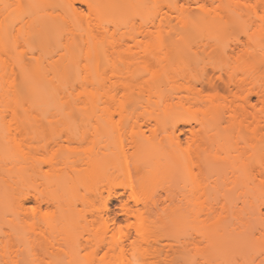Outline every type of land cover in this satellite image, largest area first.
<instances>
[{
	"label": "rangeland",
	"instance_id": "374dc122",
	"mask_svg": "<svg viewBox=\"0 0 264 264\" xmlns=\"http://www.w3.org/2000/svg\"><path fill=\"white\" fill-rule=\"evenodd\" d=\"M4 1L11 2L13 11L20 0ZM48 1L49 6L43 1L40 7L34 0L38 8L31 12L38 11L37 18L53 12L64 25V41L73 22L68 21L64 0ZM105 1L95 0L99 5ZM126 2L130 7L115 22H103L102 29L108 25L110 32L100 38V51H107L108 57L98 60L96 73L113 96L105 104L107 111L85 110L78 99L72 113L62 112L63 100L56 105L54 99L41 102L46 108H31L18 100L16 108L13 89L18 83L13 81L21 71L18 66L38 52L24 37L28 18L18 7L0 18V264H26L31 253L40 250L39 243L68 240L64 228L74 224L73 228H92L83 234L84 241L96 239L98 230L112 226V219L114 241H124L125 251L119 253L118 246L114 255L102 257L101 251L96 257L76 258V264L261 262L264 105H258L256 120L250 117L232 128L228 116L241 117L245 94L264 89V0ZM76 6L83 14L89 12L81 2ZM155 16L162 21L156 40L140 34L155 29ZM7 30L9 38L4 36ZM75 36L85 44L79 33ZM235 45L243 51L237 54ZM78 63L73 69L86 61ZM75 74L72 79L78 81L85 73ZM208 75H222L223 83L238 82L242 88L231 85L233 95L224 86L204 87L202 80ZM75 87L77 94L80 87ZM256 98L252 96L254 102ZM142 131L164 141L156 152L143 155L144 162L137 161ZM173 131L182 148L206 137L204 150L195 155L180 149L168 152ZM142 176L150 180L143 183ZM132 189L140 196L166 199L156 204L136 201L129 197ZM26 191L88 196L37 203L21 199ZM109 191L124 194L107 201ZM121 204H126L125 211ZM222 228L227 232L214 241V232ZM53 262L51 257L37 263Z\"/></svg>",
	"mask_w": 264,
	"mask_h": 264
},
{
	"label": "bare ground",
	"instance_id": "6f19581e",
	"mask_svg": "<svg viewBox=\"0 0 264 264\" xmlns=\"http://www.w3.org/2000/svg\"><path fill=\"white\" fill-rule=\"evenodd\" d=\"M33 1L34 0H26V2L23 3L20 0L19 1L20 4L19 3L17 4L16 9L13 8V11H15V10H18L17 9L18 7L20 10L19 14L22 13V15L24 16V19L28 18L25 21L26 29L24 32V37L29 42V44L33 48L36 49V52H38L37 56L34 57L33 56L34 54L32 55V57L29 59V62L27 63L23 62V64L22 62H20V66H18V67H21L20 68L21 71H19L20 74L17 73V77L14 78V81H13L14 83L12 82L13 85L18 83V86H17L18 88L16 87V85L14 86V88L17 89L16 91L18 92V94H15L16 91L13 89L14 91L13 95L15 97L13 98L15 101H17L16 108H18V104L20 105L21 102H22L21 104H29L30 105L29 107L31 108L32 107L34 108L37 105H38L37 108L38 107L46 108L47 105L42 106L43 103L41 105V102H45V100L47 102L48 99L49 101H52L54 99L53 101L56 102V105L59 103L60 100L61 101L63 100L64 104L66 105V107H64V104L62 105L61 103V105L63 106V109L64 110L68 109L67 111H69V113H72L76 109L74 108L75 103H76L75 101L78 99L80 101H77V102L80 103L82 101V103L85 104L86 106L85 110H90L93 112L107 111L108 106H106L105 104L109 102L110 100H112L113 96H110L108 92L104 90L105 85H107L106 81L102 77H100V75H97L96 73V67H97L98 60H100L102 56L108 57L107 51L105 52L100 51V43L103 42V40L100 38L104 37L110 32L108 25H107V29L104 30L106 26H105V23L103 22H105L106 20H107L106 22L110 21L112 23L113 20L115 22L118 19V15H121L120 13L124 12L127 7H130V4L126 2V0L125 1H119V0H109L108 1L107 0L108 2L104 0L105 3L104 2L102 4L100 3V5L97 4L95 0H64V3H63L64 9L67 15L70 17V19H68L67 17L66 18L68 19L69 22H73V24L72 23L69 24L70 26H73V27L69 29L70 28L69 26V28L66 29V30H69L70 32H68V35L67 37H65V40L62 41L61 37L64 34L65 28H64V25L61 23L60 19L55 15L53 16L52 14L53 12L49 16H46L48 15V13H46L44 17L42 16L43 18H37L39 17V15L38 16L36 15L38 11L36 13H33V10L31 12V9L38 8L35 6L36 1L38 0H35V3ZM43 1L39 0L38 5L41 4L40 7L42 6L43 3L46 4L43 6H49L51 4L48 0H43ZM76 1L87 5L89 12L87 14H83L82 11H79V8L76 6ZM116 1H119V2H116ZM130 2L132 3V1ZM9 3L11 4V2ZM9 3L5 2L4 0H0V18L3 17L5 14L9 16L10 13L13 12L10 9L11 8L10 6L12 4L9 5ZM155 3L158 4L157 0ZM145 4L143 2V5ZM41 9L42 8H40V10ZM59 16L65 18L62 14ZM115 16L117 17L116 19H114ZM157 16L159 17V15ZM152 19L154 18L152 17ZM161 22L162 21L158 20L157 18L156 21L152 22L153 24L152 26L155 27V29H153L154 31L151 30V28H148V30L144 29L143 31H140V34L145 35V36H151L154 38V40L158 39L161 33V27H160ZM102 27L104 29H102ZM76 33H79L81 35L82 41L85 44L78 42L75 36ZM0 34H2L1 26H0ZM5 34L6 35L4 36L9 38L10 33L8 30L5 31ZM98 35H100V37ZM1 39L2 37H0V41ZM238 40H239V43H241V39H237V41ZM236 47L238 48V46ZM235 49L236 48L233 47L232 50L234 51ZM241 51H243V49L241 50L238 48V51H236V53L239 54L241 53ZM53 53L55 55H52ZM48 54L50 56H48ZM82 59L86 61L83 67H78L76 70L73 69V67L79 64L78 62H80V60ZM90 62L92 63L91 65L89 64ZM9 68L11 67L9 66ZM11 70H13V67L11 68ZM81 70L82 71L84 70V73H85L83 74L84 76L81 77L82 79L80 78V80L78 81H76V79L75 80L72 79L74 73L81 74L82 72ZM4 71H6V69ZM72 71L73 72L75 71V72L73 73ZM97 72H98V69H97ZM50 73L52 77H49ZM92 73H95V74L92 75ZM80 74L78 75L80 76ZM221 76L222 75L206 76L202 80V86L208 87V88H219V87L224 86L228 90L232 91L233 95H234V92H233L231 85H233L234 88L236 87L237 90L242 88V85L238 82H234V83L225 82L226 84L223 83L222 82L223 79ZM77 85L80 87V89H79V92L75 94L74 92L77 89V87L75 86ZM235 93H237V91ZM6 95L8 96V94ZM15 95H18L19 98ZM253 95L257 97L256 102L252 100ZM101 98L104 100H101ZM8 100H10V98H8ZM18 100H21V102H19ZM54 102H52L53 105L55 104ZM99 103H102V106H100L101 104ZM259 104L264 105V89H259L256 91L250 89V91H248L247 94H245L244 96V103H243L244 111H242L241 117L240 115L239 117H237V115H234V114H230L228 116L229 118L228 120L230 124L229 127L231 126L230 128H232L233 123L242 124L244 122V119H248L250 117H253L256 120L257 119L256 113L258 111ZM77 106L79 105L77 104ZM67 111L65 110L62 112H67ZM181 143L182 142L180 140V137L175 134V131H173L172 135L170 136V140L168 144L169 145L168 152H172L177 149H180L181 152L185 151L187 155H191L193 151H194L193 152L194 155L195 153L198 154L205 148L206 137L202 136L200 137L198 141L196 140L194 143H187L188 145L185 148L181 147L182 145ZM163 144H164V141L162 139H157V136L155 134L146 135L145 131H142L141 137L138 141L137 149H138L139 158L137 159V161L139 160V161L144 162L145 159L143 158V155L146 152L149 151L150 154H152L156 152L159 148L163 147L164 146ZM238 151L242 152V149H238ZM141 164L138 163L139 167L142 168ZM138 165H137V168L135 167V169L139 168ZM143 178H141L143 183H146L147 180H150L147 176L145 177V179L146 178L148 179L144 181H143ZM197 186H198L197 188L199 189L200 185L197 184ZM69 194L70 193L66 194V193L44 192V191H34L32 193L30 191H26V192H23V194H21V199L23 200L33 199L37 203H42V202L50 203L53 201H66V200H70V198L73 200V198H82V197L85 198L88 196L87 194H84V195L82 194L81 195L80 194L69 195ZM120 194H124V192H120ZM120 194H118L117 191H109L108 197L106 196L107 198L106 200L107 201L113 200L114 198H117L118 196H120ZM202 194L205 195V192H203ZM138 195H139V192H137L135 189H132L129 197L134 198L136 201L145 200V201L152 202L153 204H156V202L160 200L166 199V198H162L161 195L159 196L158 199H155V197L151 194H148L145 196L141 195L142 197ZM125 205L126 204H121L122 211L126 210ZM111 222H112L111 225L113 227L110 226L109 224H106L107 226L106 227L104 226L105 228L102 227L104 230L101 229L100 227V229L104 233L102 232L99 233V230H98L97 238L95 237L97 240L92 238L93 240H95L94 243L92 242V239L90 240V238L86 239V237H84L85 241L83 240V234L85 232L91 233L92 228L90 227L84 228L85 226H82V225L79 227L77 225V227L73 228L75 224L71 226V228L66 227V229L64 228V231L66 232V234H69L67 235V238L68 237L69 238L68 240L63 241V242L68 241L67 243H65V245L63 244V242L61 243V242H54V241L39 243L40 250L37 252L31 253L32 259L29 261H26V264H31V263L38 264L37 263L38 261L49 259L51 257L54 258L53 264H76L75 263L76 258L96 257L100 254L101 251H102V257L114 255L118 246L120 248L119 253H122L123 251H125L126 244H123L124 241H122V243L121 242L117 243L116 241H114L115 236L112 235L114 234L113 230L115 231L114 219H112ZM89 228L91 230H89ZM219 230L220 229L217 230L219 234L217 231L214 232V234L217 233V237H215L216 235L213 236V239L215 238L214 241L218 238L220 234L224 235V233L227 232L228 228H222L220 231ZM109 232H112V233L109 235L108 234ZM75 234L77 235L76 236L77 239L75 237L72 238ZM98 235L100 237H98ZM89 240L92 243H90ZM258 244H261V243H258ZM263 259L264 257L260 258L259 260H262L261 262L264 263ZM261 262H258L257 264H261Z\"/></svg>",
	"mask_w": 264,
	"mask_h": 264
}]
</instances>
